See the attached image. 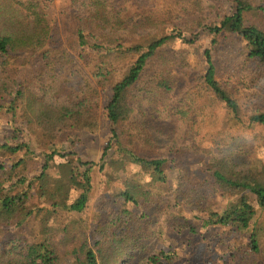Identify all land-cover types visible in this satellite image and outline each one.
Masks as SVG:
<instances>
[{"label": "trees", "instance_id": "obj_1", "mask_svg": "<svg viewBox=\"0 0 264 264\" xmlns=\"http://www.w3.org/2000/svg\"><path fill=\"white\" fill-rule=\"evenodd\" d=\"M73 2L78 7L72 15L76 41L65 45L59 42L58 31L53 29L41 8L42 0H0V110L12 113L14 123L19 120L23 125L31 124L37 128L40 141L45 145L73 136L74 124L95 120L90 116V112L96 111L97 104L94 85L91 84L89 90L82 94L67 91L57 93L55 88H51L53 83L45 80H49L47 72L56 60H74L76 53L81 58V48L90 50L94 61L90 71L95 84L100 85L109 98L106 114L112 138L102 158L112 148V139H117L120 142L116 144L119 154L126 155L129 163L138 166L148 179L147 186L134 180L127 181L125 188L115 192L110 200L112 204L123 200L139 208L141 195L144 209L142 213L122 207L116 211L108 210L98 217L94 232L90 235L87 221L80 217L89 204V169L80 174L76 168L59 164L58 174L51 172L55 157L67 156L55 148L44 153L41 171L35 176L23 172L24 159L7 163L9 166L0 162V264H179L182 257L159 246L164 231L156 227L159 222L152 218L150 202L156 196L152 187L165 188L170 173L187 154H182L183 147L176 148L169 143L160 146L152 142L153 137L160 141H164V137L153 136L149 128L141 133L136 122L133 125L129 122L132 124L140 114L145 115L150 109V105H145L149 94L165 97L168 93L172 95L176 88L171 72L162 71L158 75L154 72L145 78L154 56L166 44L176 40L193 46L198 43L201 31L206 30L210 36V48L204 51L206 71L186 70L183 74L194 80L195 86L202 85L209 95L224 105L229 113L226 125L234 120L235 125L248 123L264 129V0H231L233 12L230 16L211 27L200 26L199 23L200 32L190 36H184L181 31L153 35L147 29L150 34L148 39L143 40L136 38L133 31L128 32L125 27V34L119 33L123 24L109 20L107 0ZM250 16L258 17L259 22H250ZM225 33L236 35L243 44V63L236 69L241 72L247 67L251 71L248 82L242 81L240 84L229 81L238 71L224 79L215 63L212 51L218 37H223ZM133 53H137L138 57L134 62H129ZM26 61L29 67L34 63L40 65V81L35 83L32 78H27V85L19 76L11 77ZM34 86H40V89L35 90ZM186 98L185 95L184 100ZM256 101H261L260 107L249 111L248 107ZM171 112L185 118V112L179 110V106H174ZM120 121L128 122L121 140L117 134ZM13 127L12 134L5 136V142L0 146L1 151L10 155L29 150L27 142L10 145L23 131L21 125ZM136 137H141L144 142L141 143V151L143 147H148L163 151V154L155 157L142 155L137 151ZM229 144L233 152L238 143L229 139ZM174 148L176 153L173 152ZM224 159L228 158L224 156ZM80 165L93 166V163ZM253 168L239 150L236 155L232 154L229 162L221 161L209 173L206 181L195 184L182 175L165 210L167 215L161 214L163 220L159 225L165 223L167 228L173 230L187 226L191 232H195V227L184 216V209H187L206 214L203 228L221 226L233 227L238 231L248 229L257 209L247 198L242 197L236 204L221 210L211 208L210 201L217 197L249 193L264 211V186L260 184L264 182V176L254 172ZM73 189L81 193L72 201ZM33 190L43 203L42 207L33 209L29 206ZM59 215L70 218L64 223H57ZM34 218H40V222L29 230L30 235L27 236L23 231ZM242 249L245 258L240 257L239 249L231 255L242 264H264V244L255 234ZM257 255L260 256L256 258Z\"/></svg>", "mask_w": 264, "mask_h": 264}, {"label": "rangeland", "instance_id": "obj_2", "mask_svg": "<svg viewBox=\"0 0 264 264\" xmlns=\"http://www.w3.org/2000/svg\"><path fill=\"white\" fill-rule=\"evenodd\" d=\"M107 2L109 20L119 21V24H123L119 33L125 34L126 28L128 32L132 30L135 37L141 40L148 39L150 31L153 35L158 33L166 35L181 31L184 36H190L200 32L199 23L200 26L211 27L222 22L233 12L231 0H107ZM41 8L47 14L53 29L58 31L59 42L65 45L74 43L76 38L72 15L78 9L77 4L73 0H42ZM149 18L150 21L146 22V19ZM249 21L258 23L259 18L250 16ZM147 29L150 31L148 32ZM222 35L223 37H218V43L212 52L223 78L227 79L233 72L238 71L236 76L229 81L240 84L242 81L248 82L251 71L243 64V70L241 72L238 70V65L243 63L241 55L243 44L240 38L230 33ZM209 42L210 36L205 30L201 31L198 43L193 46L176 40L160 49V52L154 56L150 71L145 78L147 79L154 72L157 75L162 71L171 72L176 81V88L172 95L168 93L165 97L149 94L145 105H150V109L146 111L145 115L140 114L139 118L129 124L133 125V122H136L141 133L145 128H149L153 136L164 137V141L156 140L153 137L152 142L160 144V146L169 143L176 148L183 147L182 154H187L181 158L176 169L170 173L165 188L152 187L156 194L155 197L153 196L154 200L150 202V206L155 209L154 211L151 208L152 218L154 217L159 222L156 227L164 231L163 239L159 245L161 249L174 252L179 258L182 257L179 264H242L231 253L239 249L240 257L245 258L242 248L249 243L252 234H255L264 244V211L257 206L255 197L249 193L217 197L210 201L211 208L221 210L236 204L242 197L247 198L257 209V214L251 220L248 229L238 231L233 227L221 226L203 228L206 214L195 213L187 209H184V216L191 226L195 227V232H191L187 226L173 230L167 228L165 223L159 225L163 220L161 214L167 215L165 210L169 206L168 203L182 175L195 184L206 181L209 173L215 170L221 161L228 160L229 162L232 154L236 155V152L241 150L246 162L254 167L253 171L264 176V129L250 126L248 123L249 126L247 124L235 125L234 120L226 125L225 123L229 121V113L224 105L209 95L202 85L195 86V81L183 74L186 70L201 73L206 71L207 63L204 51L210 48ZM68 50L71 51L70 48ZM81 50H83L81 58L76 53L77 56L74 60H56L47 72L49 80L45 81L52 82L51 88H55L57 93L67 91L71 94H82L89 90L88 87L91 84L94 85L97 92V104L96 111L90 112V116L95 120L80 121L74 124L75 133L73 136L45 145L43 141H40L37 128L31 124L23 125L19 123V120L14 123L12 113L2 109L0 110V146L5 142L4 137L12 134L13 126L21 125L23 131L17 135V139L10 142V145L27 142L29 150L10 155L9 152H3L0 149V162L7 164L24 159L23 172L35 176L41 171L44 153H49L55 148L67 156H56L55 162L50 168L51 172L58 174L57 166L59 164L76 168L80 174L89 169V204L80 217L87 221L88 231L92 235L98 217L106 214L108 210L116 211L122 207L142 213L144 200L141 195H139V200H142L139 208L123 200L112 204L111 198L115 196V192L125 188L127 181L134 180L145 185L148 179L138 166L129 163L126 155L119 154L116 144L120 142L117 139H112V148L107 156L102 158L103 151L112 138L110 122L106 114L109 98L108 93L100 85L95 84L96 80L90 71V68L94 67L90 50L85 48H81ZM137 57L138 54L133 53L129 62H134ZM32 65L29 67L26 61L18 71L13 72L11 77L19 76L27 85V78H32L35 83L40 81L38 73L41 67L40 65L36 66V63ZM34 87H36L35 90L40 89V86ZM240 88L242 89L241 85ZM185 95L187 98L184 100ZM180 100L182 102L179 103ZM262 100L264 108V97ZM259 104L261 101H256L248 107V110L252 111L256 106L260 107ZM174 106H179V110L185 112L184 119L172 114L171 110ZM127 125L128 122L124 121H120L117 125V134L120 140L127 130ZM229 139L238 143L234 146L233 152L230 144L228 145ZM141 143L144 144L141 137H136L137 151L142 155L155 157L163 154V151L148 147H143L141 151ZM173 152L176 153L175 148ZM178 152L180 153V151ZM224 156L228 159L225 160ZM81 163H93V166H81ZM7 165L9 166V164ZM260 184L264 186V182H260ZM31 193L33 198L30 200L29 206L33 209L42 207L43 203L37 198L35 190ZM80 193V190L73 189L71 200H75ZM68 218L70 217L59 215L57 223H64ZM39 219L34 218L28 222L23 233L29 236V230L37 227ZM249 256L247 255V257Z\"/></svg>", "mask_w": 264, "mask_h": 264}]
</instances>
